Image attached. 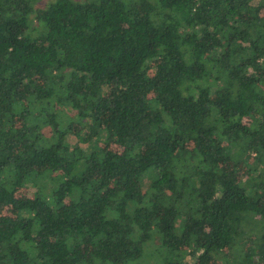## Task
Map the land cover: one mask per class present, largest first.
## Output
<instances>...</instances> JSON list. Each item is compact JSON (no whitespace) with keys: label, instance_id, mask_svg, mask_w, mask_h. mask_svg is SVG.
I'll list each match as a JSON object with an SVG mask.
<instances>
[{"label":"trees","instance_id":"16d2710c","mask_svg":"<svg viewBox=\"0 0 264 264\" xmlns=\"http://www.w3.org/2000/svg\"><path fill=\"white\" fill-rule=\"evenodd\" d=\"M39 1L0 0V264H264V0Z\"/></svg>","mask_w":264,"mask_h":264},{"label":"rangeland","instance_id":"374dc122","mask_svg":"<svg viewBox=\"0 0 264 264\" xmlns=\"http://www.w3.org/2000/svg\"><path fill=\"white\" fill-rule=\"evenodd\" d=\"M48 1H52V0H40L39 3L37 4L38 6H43L45 5ZM25 191V189H23L21 191V193H23ZM26 191L29 193L31 191V189H26ZM11 213V210L10 208H1L0 209V215H8ZM189 264H193L191 261H189Z\"/></svg>","mask_w":264,"mask_h":264}]
</instances>
